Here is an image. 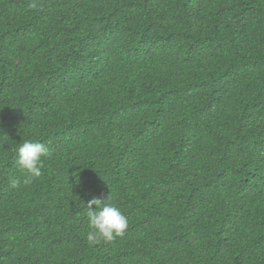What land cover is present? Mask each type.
I'll list each match as a JSON object with an SVG mask.
<instances>
[{"label": "trees", "instance_id": "16d2710c", "mask_svg": "<svg viewBox=\"0 0 264 264\" xmlns=\"http://www.w3.org/2000/svg\"><path fill=\"white\" fill-rule=\"evenodd\" d=\"M0 264H264V0H0Z\"/></svg>", "mask_w": 264, "mask_h": 264}, {"label": "clouds", "instance_id": "9594fccd", "mask_svg": "<svg viewBox=\"0 0 264 264\" xmlns=\"http://www.w3.org/2000/svg\"><path fill=\"white\" fill-rule=\"evenodd\" d=\"M49 155V148L32 140H24L18 147L16 164L27 173L23 183H32L42 176L43 158ZM18 181L12 180L11 187L16 188ZM89 231L87 241L91 245L112 242L123 237L129 228L128 217L113 202L111 193L104 197H94L84 206Z\"/></svg>", "mask_w": 264, "mask_h": 264}]
</instances>
